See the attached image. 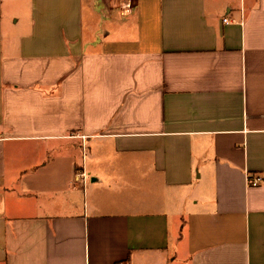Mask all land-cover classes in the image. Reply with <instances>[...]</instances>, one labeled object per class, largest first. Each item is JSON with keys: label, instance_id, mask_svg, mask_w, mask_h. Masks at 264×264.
I'll list each match as a JSON object with an SVG mask.
<instances>
[{"label": "crops", "instance_id": "obj_1", "mask_svg": "<svg viewBox=\"0 0 264 264\" xmlns=\"http://www.w3.org/2000/svg\"><path fill=\"white\" fill-rule=\"evenodd\" d=\"M24 11L0 1V264H264V0Z\"/></svg>", "mask_w": 264, "mask_h": 264}, {"label": "rangeland", "instance_id": "obj_2", "mask_svg": "<svg viewBox=\"0 0 264 264\" xmlns=\"http://www.w3.org/2000/svg\"><path fill=\"white\" fill-rule=\"evenodd\" d=\"M1 13L6 17V23L10 24V19L13 15H19L23 19L26 0H0ZM23 13V14H22ZM24 21H21L20 25Z\"/></svg>", "mask_w": 264, "mask_h": 264}, {"label": "built area", "instance_id": "obj_3", "mask_svg": "<svg viewBox=\"0 0 264 264\" xmlns=\"http://www.w3.org/2000/svg\"><path fill=\"white\" fill-rule=\"evenodd\" d=\"M131 9H132V5L130 2L126 3L125 5H123L122 7V14L123 15H127V14H130L131 12ZM225 21V20H224ZM82 140L84 139L83 136L80 137ZM82 151H84V145L82 144ZM75 180H78L79 182H81L82 184H84V182L86 181V175L84 173V170H83V167L78 170L75 175ZM260 178L259 177H256V178H249L247 177V182H248V185L252 186V187H255L259 184L260 182Z\"/></svg>", "mask_w": 264, "mask_h": 264}]
</instances>
